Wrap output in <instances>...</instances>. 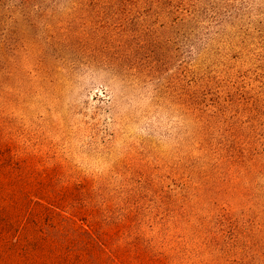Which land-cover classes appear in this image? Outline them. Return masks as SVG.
I'll list each match as a JSON object with an SVG mask.
<instances>
[{
	"label": "rangeland",
	"instance_id": "1",
	"mask_svg": "<svg viewBox=\"0 0 264 264\" xmlns=\"http://www.w3.org/2000/svg\"><path fill=\"white\" fill-rule=\"evenodd\" d=\"M0 141V264H264V0H0Z\"/></svg>",
	"mask_w": 264,
	"mask_h": 264
},
{
	"label": "trees",
	"instance_id": "2",
	"mask_svg": "<svg viewBox=\"0 0 264 264\" xmlns=\"http://www.w3.org/2000/svg\"><path fill=\"white\" fill-rule=\"evenodd\" d=\"M130 1L133 2L134 0ZM6 145L0 141V151H2L0 155H4L5 148L10 146L9 144V146ZM4 161L0 156V164ZM5 191V188L0 187V198ZM17 192L20 195L25 194L23 184H19ZM36 193L39 195L37 197L38 200L28 198L25 201L20 200V203L13 200L9 204L0 201V232L5 235L14 232L11 241L21 245L29 259H34L30 254L33 245H37L36 253H46L47 248L54 252L58 248L56 245L58 243L61 249H65L64 246L68 239H65L54 225L56 224L55 218L60 212L62 205L60 204L61 206H59V203L52 202L51 197L47 196V194L39 193V191ZM62 211L66 210L62 209ZM74 212H77V210ZM47 215L53 218L44 223L43 218ZM54 255L56 253L52 254V256Z\"/></svg>",
	"mask_w": 264,
	"mask_h": 264
}]
</instances>
